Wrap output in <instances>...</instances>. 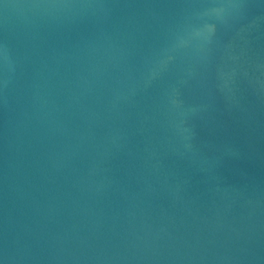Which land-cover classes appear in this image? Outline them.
I'll use <instances>...</instances> for the list:
<instances>
[{
  "label": "water",
  "instance_id": "1",
  "mask_svg": "<svg viewBox=\"0 0 264 264\" xmlns=\"http://www.w3.org/2000/svg\"><path fill=\"white\" fill-rule=\"evenodd\" d=\"M0 264H264V0H0Z\"/></svg>",
  "mask_w": 264,
  "mask_h": 264
}]
</instances>
